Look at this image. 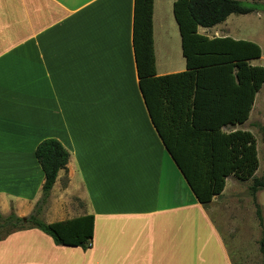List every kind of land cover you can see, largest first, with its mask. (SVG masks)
Here are the masks:
<instances>
[{
    "label": "crops",
    "instance_id": "1",
    "mask_svg": "<svg viewBox=\"0 0 264 264\" xmlns=\"http://www.w3.org/2000/svg\"><path fill=\"white\" fill-rule=\"evenodd\" d=\"M176 1L154 0L158 76L186 71L174 17ZM134 4L135 0H0V211L7 199L6 214L11 203L19 217L33 212L44 184L35 151L42 141L66 129L59 121L70 127L74 116V127H80L91 119L80 111L79 104H84L90 111L100 105L97 117L103 122V141L97 139L101 152L87 148L86 161L79 162L71 147L74 157L71 154L67 171L59 172L43 214L48 224L93 215L94 236L88 248L58 246L37 229L19 231L0 241V264H234L212 207L225 199L230 187L243 183L227 178L222 196L208 209L196 199L154 127L139 87ZM235 16L247 15H231L205 28L211 31L201 32L199 27L198 33L209 39L246 41L238 36ZM175 53L184 59L179 67L174 60L158 58ZM263 54L262 50L252 66L264 67ZM75 104L79 112L74 113ZM121 105H126L125 112H114ZM263 115L264 86L248 122L223 131L251 132V120ZM57 140L68 150L70 145ZM97 163L101 168L96 170ZM82 167L87 168L85 179ZM260 169L259 163L256 177H261ZM90 189L97 191L99 207L89 206ZM262 195L264 190L256 198L264 218ZM75 201L83 202L82 209ZM54 202L63 213H56Z\"/></svg>",
    "mask_w": 264,
    "mask_h": 264
},
{
    "label": "trees",
    "instance_id": "2",
    "mask_svg": "<svg viewBox=\"0 0 264 264\" xmlns=\"http://www.w3.org/2000/svg\"><path fill=\"white\" fill-rule=\"evenodd\" d=\"M264 0H177L174 17L182 38L186 71L158 76L153 38L154 0H135L134 49L139 87L162 142L188 182L193 194L208 209L222 196L226 179L251 182L248 191L256 206L263 236L259 242L264 264V218L256 195L264 190L257 140L249 131L225 133L250 118L256 95L264 86V67L252 66L262 57L253 42L231 38L209 39L198 28H213L231 15H248L247 4ZM264 141V138H263ZM35 157L44 173L42 196L27 217L0 213V241L19 232L37 229L58 246L87 249L94 236V216L46 223L51 192L60 171H67L71 153L55 138L42 141Z\"/></svg>",
    "mask_w": 264,
    "mask_h": 264
},
{
    "label": "rangeland",
    "instance_id": "3",
    "mask_svg": "<svg viewBox=\"0 0 264 264\" xmlns=\"http://www.w3.org/2000/svg\"><path fill=\"white\" fill-rule=\"evenodd\" d=\"M247 6L252 7L255 11L247 16H235V18L239 20V22L236 23L239 26L238 36L246 41L252 42L255 40L260 42V46L264 52V2H258L256 4L248 3ZM200 31L206 32L211 30L201 28ZM182 57L183 56H181V54L179 55L178 53H175L174 55L172 54L171 57L159 56L158 58L164 61H169L170 59L174 60L175 66L179 67V61L184 60ZM129 98L133 100L136 99L135 96L130 95ZM76 105L78 104L73 105L74 113L79 112L76 108ZM79 105L80 111L84 112L83 115L91 116V119L86 120L85 118H82L86 121H82L80 123L81 126L77 128L74 127L77 123V121H75L76 119H74V116L70 127L65 120L59 121V124L66 129L61 131V133H56V137L54 138L63 140L65 145H70L67 146V148L68 151L73 155V157L74 153L72 149L74 148L75 150H77L75 152V157L78 158L79 162H81V160L83 162L86 161L83 158L85 157L87 148L89 149V151L93 150L92 152H94V154H98L101 152V143L97 142V139L103 141V122L100 117H97L101 115V109H99L100 105H95L93 111H90L88 109L86 110L84 104ZM65 106L67 105H64V107ZM125 106L126 105H121V107L115 109L114 112H125ZM137 107L139 109V104L137 105ZM251 123L253 125L251 127V132L255 136L256 140H258V159L260 161L259 163L262 169H260L259 171L261 172L260 176L262 177V174L264 175V115L263 119L262 117L255 116V118L251 120ZM62 126H59V128L63 129ZM248 129L250 130V122L248 125ZM94 130L96 131L94 132ZM92 136H94L96 140L90 141L92 140ZM94 167L97 170L101 168V165L97 163L94 164ZM79 171L81 173L80 175L85 179L87 168L82 167V171L84 173H82L81 170ZM230 185L231 183H228V187ZM250 185L251 182H248L230 187L228 195L225 197V199L217 202V204H215L216 206L214 205L212 207V216L215 219L216 223L218 222V226L220 225V228L222 229V232L226 237V241L230 246V252L234 264H262L263 262V257L260 252L259 245L263 233L256 216V206L248 191ZM5 188H8V185L5 186ZM96 192L97 191H93L92 189H90V193L89 191H87V195L89 196V206L91 208L92 206L99 207L97 199H95L97 195ZM176 199L177 198L175 197V200ZM4 200L6 202L2 200V210L0 211V213L4 210L2 213H4L5 215L2 213L1 214L3 216H7L10 214H6L9 211V203L7 199ZM261 200L263 203H261V201L259 203L264 206V195L261 196ZM82 203L83 202L81 201H75V204H77L81 209L83 207ZM10 207H12V203L10 204ZM54 209L58 214L63 213V211L57 206L55 202ZM10 212H12V210ZM42 219L44 220L43 217ZM45 220L49 219L46 218Z\"/></svg>",
    "mask_w": 264,
    "mask_h": 264
}]
</instances>
